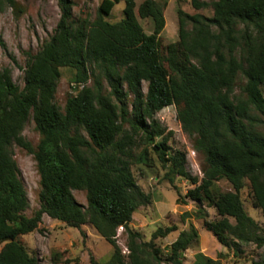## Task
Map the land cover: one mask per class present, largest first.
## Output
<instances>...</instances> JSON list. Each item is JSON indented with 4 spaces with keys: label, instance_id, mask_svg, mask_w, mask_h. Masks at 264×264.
Returning a JSON list of instances; mask_svg holds the SVG:
<instances>
[{
    "label": "trees",
    "instance_id": "16d2710c",
    "mask_svg": "<svg viewBox=\"0 0 264 264\" xmlns=\"http://www.w3.org/2000/svg\"><path fill=\"white\" fill-rule=\"evenodd\" d=\"M57 1L61 18L51 39L27 53L24 88L9 67L0 69V243L9 239L0 264H39L20 237L37 230L45 214L83 235V225H91L112 246L108 261L91 256L90 264H184V254L200 238L193 224L166 254L154 240L177 227L159 228L149 242L131 227L138 207L151 203L132 165L153 167L155 159L171 184L181 177L194 185L186 197L215 208L218 218L204 225L222 245L235 253L241 244L264 247V227L241 199L248 180L264 217V134L258 129L264 122V0H192L195 9L211 7L213 15L178 8L179 39L165 47L167 1L137 6L136 0H102L93 20H75L73 1ZM121 1L124 16L113 23L107 18ZM4 6L17 9L18 1L0 0V10ZM138 17L152 19V33ZM61 68L72 69L74 82L84 85L67 97L64 110L56 103ZM168 106L176 107L182 129L203 157L202 179L188 172L186 154L172 149V132L156 119ZM31 119L41 136L36 147L23 135ZM15 146L34 155L40 175L41 206L30 217ZM222 179L233 191L216 190ZM74 190L87 192V206ZM121 227L127 256L117 243ZM59 260L52 258L53 264ZM192 264L221 261L199 252ZM253 264H264V258Z\"/></svg>",
    "mask_w": 264,
    "mask_h": 264
},
{
    "label": "rangeland",
    "instance_id": "374dc122",
    "mask_svg": "<svg viewBox=\"0 0 264 264\" xmlns=\"http://www.w3.org/2000/svg\"><path fill=\"white\" fill-rule=\"evenodd\" d=\"M17 9L4 6L0 10V69L9 67L13 81L21 89L25 86L24 68L27 62V53H37L47 40H50L61 18V11L57 0H17ZM75 20L84 18L95 19L97 9L102 0H72ZM144 0H136L139 6ZM160 3L167 1L164 11L166 26L161 34L163 47L179 39L178 35V8L188 13H203L213 15L211 7L195 9L192 0H158ZM212 2L214 0H201ZM124 1L117 3L111 15L107 18L115 23L123 18ZM138 20L144 31L148 34L153 32L152 19ZM62 77L56 92V103L64 110L67 97L78 93L82 84L74 82V71L70 68H61ZM242 82V80H241ZM92 83L89 82L88 86ZM142 90L147 93L148 83L142 82ZM105 91L109 88L105 82ZM133 96L128 98L132 104ZM156 119L166 132H172L170 145L172 149H178L186 154L188 172L199 179L203 178V157L194 150L193 142L182 129L177 117L175 106H168L161 110ZM259 131L264 134V122L259 126ZM23 135L36 147L40 141V133L36 130L34 121L31 119ZM14 158L20 169V176L27 191L29 207L27 216H32L40 209V175L37 162L33 154L25 149L15 146ZM156 160L155 166L148 167L134 163L132 170L138 185L143 191L151 196V203L140 205L134 214L131 227L142 234L144 241L152 240V235L159 228L169 226L177 227V230L166 237H158L154 240L164 254L167 253L172 242L176 240L180 232L189 230L193 224L199 232V241L194 242L183 257L184 264H192L195 255L199 252L205 256L219 259L221 264H253L264 258V247L258 248L255 244H241V252L235 253L234 249L222 245L218 238L207 230L204 223L216 220L215 208L207 203L195 202L186 197L187 192L194 187L185 178L177 177L171 184L165 178L166 169ZM216 190L220 192L233 191L232 185L222 179L215 183ZM76 200L87 206V192L74 190ZM241 199L248 214L261 226L264 227L262 211L253 204L250 183L247 180L245 188L241 191ZM235 223L234 219H231ZM84 235L78 228L71 227L66 223L44 215L39 228L32 233L21 236L20 239L27 247L29 253L38 259L39 264H53L52 258L56 255L61 264H90L93 256L99 262H106L112 256V246L104 240L91 225H83ZM127 234L121 227L117 234V243L122 253L127 256ZM0 243V250L3 247ZM163 264H175L165 261Z\"/></svg>",
    "mask_w": 264,
    "mask_h": 264
},
{
    "label": "water",
    "instance_id": "95a60500",
    "mask_svg": "<svg viewBox=\"0 0 264 264\" xmlns=\"http://www.w3.org/2000/svg\"><path fill=\"white\" fill-rule=\"evenodd\" d=\"M7 241H9L8 238L4 239L1 243H5V242H7Z\"/></svg>",
    "mask_w": 264,
    "mask_h": 264
},
{
    "label": "built area",
    "instance_id": "2783aa9c",
    "mask_svg": "<svg viewBox=\"0 0 264 264\" xmlns=\"http://www.w3.org/2000/svg\"><path fill=\"white\" fill-rule=\"evenodd\" d=\"M83 86H84V85L82 84V86H81L79 89H81Z\"/></svg>",
    "mask_w": 264,
    "mask_h": 264
}]
</instances>
